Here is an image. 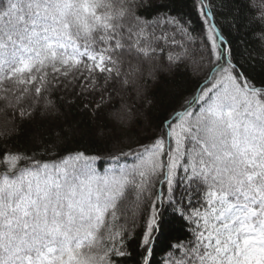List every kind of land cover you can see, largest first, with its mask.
I'll list each match as a JSON object with an SVG mask.
<instances>
[{
  "label": "snow or ice",
  "instance_id": "1",
  "mask_svg": "<svg viewBox=\"0 0 264 264\" xmlns=\"http://www.w3.org/2000/svg\"><path fill=\"white\" fill-rule=\"evenodd\" d=\"M226 6L264 50V0ZM224 7L193 0L197 26L172 0H0V264H153L169 217L156 264H264V81ZM77 101L98 144L61 154ZM38 118L43 154L9 143Z\"/></svg>",
  "mask_w": 264,
  "mask_h": 264
},
{
  "label": "trees",
  "instance_id": "2",
  "mask_svg": "<svg viewBox=\"0 0 264 264\" xmlns=\"http://www.w3.org/2000/svg\"><path fill=\"white\" fill-rule=\"evenodd\" d=\"M172 2L174 4V13L183 12L187 16H190L193 21H196L197 26H199L196 13L193 10V0H172ZM212 3L214 4V11L220 9L222 4L225 5L224 9L218 12L217 20L222 22L225 34L230 36L239 63L244 66L246 72L254 77L256 83L259 85L261 81H264V70H262V67H264V50L252 42V33L248 31L247 28H242L237 32L230 26L232 13L227 9V0H212ZM69 99H71V97H69ZM150 115L154 123L157 122L161 116L156 110H152ZM100 122L99 119L96 121L93 120L91 109L87 111L83 110V104L80 101L71 105H63L58 120L53 122L51 126V136L55 137L57 133L62 131L65 142L55 151L61 154H63L65 150H83L85 148L94 151L98 141L91 130L94 123L99 124ZM37 126H39L40 131H36ZM48 126L47 120L41 122L39 118L36 122L25 123L22 125L21 134L19 136H14L9 143H14L15 146L22 151L27 149L29 154L33 151L43 154L45 145H50L52 143V140L49 139V133L44 132V129L48 128ZM74 128L86 130L87 134H84V132L73 134L71 129ZM136 132L137 129L133 128L130 135L135 136ZM41 133H43V135H41ZM32 135L36 137L35 143L31 140ZM0 147H3L2 143H0ZM51 151L52 150L49 149V152ZM43 158L48 157L47 155H43ZM182 232L183 228L181 221L169 217V224L166 226L164 234L157 244L156 256L154 257L153 264L163 259V250L166 248L167 244L174 237L180 236Z\"/></svg>",
  "mask_w": 264,
  "mask_h": 264
}]
</instances>
